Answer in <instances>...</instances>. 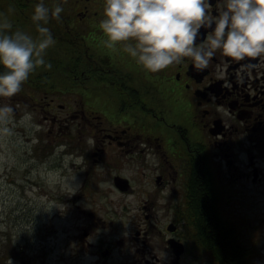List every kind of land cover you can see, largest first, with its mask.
Returning <instances> with one entry per match:
<instances>
[{"label":"flooded vegetation","instance_id":"obj_1","mask_svg":"<svg viewBox=\"0 0 264 264\" xmlns=\"http://www.w3.org/2000/svg\"><path fill=\"white\" fill-rule=\"evenodd\" d=\"M40 2L0 0V22L7 18L10 31L36 38L31 16ZM43 3L64 8L60 20L43 25L55 40L45 56L51 68H37L22 87L53 126L74 131L76 151L92 153L32 163L31 171L41 164L61 176L71 167L78 179L69 198L51 197L59 205L54 216L69 223L60 230L48 220L46 240L33 252L46 260L62 248L65 264L264 260V208L261 219L240 214L245 196L264 201V61L235 62L218 51L202 72L185 58L148 73L122 45L104 47V0ZM218 8L223 0H210L213 16ZM60 95L76 103L59 102ZM205 196L213 198V213ZM219 232L240 251L233 261L210 241ZM0 264L12 263L0 257Z\"/></svg>","mask_w":264,"mask_h":264},{"label":"clouds","instance_id":"obj_2","mask_svg":"<svg viewBox=\"0 0 264 264\" xmlns=\"http://www.w3.org/2000/svg\"><path fill=\"white\" fill-rule=\"evenodd\" d=\"M63 11V3L51 9L43 0L37 3L31 16L36 38L20 29L10 31L13 25L7 18L0 22V66L4 69L0 98L19 94L37 68H51L45 56L55 40L43 25L50 18L60 20ZM99 29L106 37L105 48L116 51L122 45L124 52L153 74L185 58L202 72L218 51L235 62L264 61V0H223L215 16L210 0H104ZM201 29L210 31L205 35ZM11 112L9 105L0 106V124H7ZM0 132L7 133V127Z\"/></svg>","mask_w":264,"mask_h":264},{"label":"rangeland","instance_id":"obj_3","mask_svg":"<svg viewBox=\"0 0 264 264\" xmlns=\"http://www.w3.org/2000/svg\"><path fill=\"white\" fill-rule=\"evenodd\" d=\"M23 89L10 99L0 98V106L7 104L12 108L7 124H0V128L8 129L7 133L0 132V257L12 264H23L22 260L26 264H65L61 259L62 248L50 253L46 260L39 258L33 249H41V244H44L47 233L44 227L48 220H53L52 227L60 230L69 223L54 216L59 211V205L51 197L59 193L65 198L71 196L70 192L78 186V179L72 176L75 170L70 167L69 172L61 176L62 172L47 171L45 165L41 164L31 171V165L38 157H49L52 162L59 161L57 157H66L65 161L68 162L67 157H84L80 155L92 152L88 147L85 151H76L79 147L75 144L79 140L72 141L74 131L53 126L40 109L34 108ZM60 98L59 102L76 103L66 100L64 95H60ZM71 144L75 146L74 150H70ZM60 186H63L62 189ZM58 190H64V193ZM102 200L97 197V201ZM261 200L260 195L256 199H248V196L242 199V220L263 217L264 201ZM47 230L51 231L50 227ZM257 233L260 236L261 231ZM261 234L264 235V231ZM11 254H15L16 258L10 260L8 255ZM38 258L39 262L36 263ZM258 258V264H263L261 256Z\"/></svg>","mask_w":264,"mask_h":264},{"label":"trees","instance_id":"obj_4","mask_svg":"<svg viewBox=\"0 0 264 264\" xmlns=\"http://www.w3.org/2000/svg\"><path fill=\"white\" fill-rule=\"evenodd\" d=\"M204 202L207 203L206 204L207 206L209 205L208 209L213 213L214 212L213 198L211 196L206 198L205 196ZM211 220H213L211 222L212 225L213 223H217V218L215 216ZM210 241L214 247L216 246V250L219 254L225 252V257L227 256V259H231L233 261L235 255L240 254V251L233 245L230 235L226 233L221 235V233L219 232V234L211 236Z\"/></svg>","mask_w":264,"mask_h":264}]
</instances>
